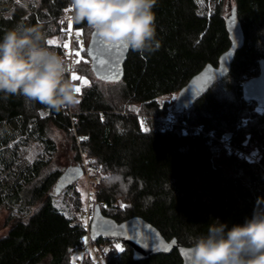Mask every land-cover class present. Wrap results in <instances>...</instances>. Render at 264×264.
I'll list each match as a JSON object with an SVG mask.
<instances>
[{
	"label": "trees",
	"instance_id": "1",
	"mask_svg": "<svg viewBox=\"0 0 264 264\" xmlns=\"http://www.w3.org/2000/svg\"><path fill=\"white\" fill-rule=\"evenodd\" d=\"M224 1L235 10L243 46L229 74L191 107L173 108L171 121L161 119L165 107L158 98L178 92L204 65L216 66L229 46L221 9L213 35L197 43L204 25L188 16L191 1L157 0L153 10L159 47L144 53L129 50L123 77L116 83L95 80L84 68L82 74L94 79L76 94L74 106L55 110L0 94V207L9 213L7 230L0 236V264H70L86 237L82 224L73 223L52 204L57 173L39 180L44 164L35 161L28 173L8 178L16 160L9 145L16 138L32 132L46 153L56 151L46 136L49 125L69 136L64 149L85 154L106 174H120L129 182L120 195L111 187L95 193L101 214L116 222L141 217L166 240L175 238L184 245L187 235L206 232L213 219L229 226L242 223L256 204L264 203V112L258 114L255 104L245 103L240 88L257 75L258 60L264 59V0ZM68 3L9 2L0 10V32L17 23L39 24L52 41ZM74 27L85 42L91 31L83 23ZM48 47L61 55L62 45ZM130 105L138 108L137 114L128 110ZM118 197L127 203L123 211L115 206ZM12 209L20 215H12ZM90 243L96 246L98 241ZM123 249L114 247L104 264H181L176 249L141 261L132 259L128 246ZM80 264L91 261L84 257Z\"/></svg>",
	"mask_w": 264,
	"mask_h": 264
},
{
	"label": "clouds",
	"instance_id": "2",
	"mask_svg": "<svg viewBox=\"0 0 264 264\" xmlns=\"http://www.w3.org/2000/svg\"><path fill=\"white\" fill-rule=\"evenodd\" d=\"M157 0H69L71 20L107 44L138 53L159 47ZM71 63L48 47L41 25L17 23L0 32V94L60 110L77 104ZM260 199V198H258ZM264 201V199H261ZM188 264H264V203L242 223L213 219L206 232L187 235Z\"/></svg>",
	"mask_w": 264,
	"mask_h": 264
},
{
	"label": "water",
	"instance_id": "3",
	"mask_svg": "<svg viewBox=\"0 0 264 264\" xmlns=\"http://www.w3.org/2000/svg\"><path fill=\"white\" fill-rule=\"evenodd\" d=\"M224 26L229 41L228 48L219 55L216 66L204 65L199 73L193 75L177 92L174 104L176 111L191 107L194 101L203 96L214 83L229 74L234 56L244 42L243 32L233 7L228 9ZM85 51L89 59L90 71L95 79L105 83H116L121 80L123 64L129 51L123 42L107 44L95 32L91 31ZM101 61L104 62L101 63ZM240 88L245 103H254L257 108L264 111V59L258 60L257 75L244 81ZM83 173L82 166L78 164L65 167L54 183L53 195H60ZM92 216L88 226L90 241L96 243L101 238L120 241L130 248L134 261L145 260L159 254L166 255L176 249L181 264H188L185 247L175 238L166 240L154 226L141 217H131L116 222L103 216L98 205H94Z\"/></svg>",
	"mask_w": 264,
	"mask_h": 264
},
{
	"label": "rangeland",
	"instance_id": "4",
	"mask_svg": "<svg viewBox=\"0 0 264 264\" xmlns=\"http://www.w3.org/2000/svg\"><path fill=\"white\" fill-rule=\"evenodd\" d=\"M0 10L2 8L8 7L9 2L18 3L20 0H1ZM191 5L188 9V16L191 17L192 21H198L200 24L204 25L203 30L197 37L196 42L202 41L204 36L211 37L214 31L213 21L214 18L218 15V10L221 9V16L225 19V16L228 12V9L232 7V4L226 5V2H220V0H190ZM219 17V16H218ZM220 18V17H219ZM212 29V30H211ZM90 33L87 34V39L84 42L83 40L77 41L76 48L74 53L77 51L80 52L79 56H76V62L79 63L77 66V77H82L86 84H83L81 80H76L75 83L80 88L87 86L94 79L89 73L90 77L84 76L82 73L90 70L89 59L86 57V45L88 43ZM56 39V38H55ZM53 40V43L62 45L59 41ZM65 44V43H64ZM74 47V46H73ZM80 61V62H79ZM85 68V71H84ZM74 74V73H73ZM97 80V79H95ZM74 81V80H73ZM177 92L171 93L163 98H158L157 102L160 106L165 107L163 116L161 119L163 121L172 120V111L176 101ZM249 104V103H248ZM251 104V103H250ZM254 104V103H253ZM256 107V106H255ZM128 110L133 113H138V108L135 106H129ZM254 111L258 114H262L264 111L259 108H254ZM42 116V114L40 113ZM141 129L146 131L147 127L145 124H142ZM184 133V131H183ZM46 136L50 139L53 144L56 146V151L54 153L48 154L45 152L43 145L39 142L35 133L28 132L23 137H18L11 142L9 145L10 149L16 154V160L10 167V174L8 178H16L21 173H28L30 171L31 165L33 162L38 161L44 164L40 175L39 180L44 179L51 173H57L58 175L62 170L68 165H77L80 163L82 169L84 170L83 175L73 184L72 188L65 189L58 196L52 197V204L54 207L65 217H68L73 223H80L86 230V237L82 242V250L74 251L71 258L70 264H80L84 257L90 259L91 264H104V259H97L95 257V245H92L88 238V226H89V217L88 213L93 211L94 205H96L95 193L99 188L110 189V187L118 193V195L126 192L129 185L128 181H124L120 174H111L103 172L101 169L97 168L93 163L86 158L85 154H77L72 150L64 149L70 142L69 136L64 132L56 130L54 127L49 125L46 129ZM111 174V175H110ZM7 178V179H8ZM123 205V207H121ZM117 209L123 211L127 208V203L123 202L121 197L117 198L115 203ZM12 215H20L16 209H12ZM8 210L4 207H0V236L5 234L6 228V218L8 216ZM86 240L88 241L86 243ZM121 244L125 246L120 241L114 240L109 242L108 253L111 250H114L115 245ZM107 253V254H108Z\"/></svg>",
	"mask_w": 264,
	"mask_h": 264
},
{
	"label": "built area",
	"instance_id": "5",
	"mask_svg": "<svg viewBox=\"0 0 264 264\" xmlns=\"http://www.w3.org/2000/svg\"><path fill=\"white\" fill-rule=\"evenodd\" d=\"M71 19L70 16V11L68 9L65 11L61 21H60V27H59V32L56 35V40L59 41L62 44V50H61V55L64 56L72 65L71 69V76L74 73V67H75V60H76V55L74 53V50L76 48L77 41L83 40L82 33L80 31V35H76L77 29L74 27V23L72 22V27L69 29L68 27V20ZM72 21V20H71ZM64 43L68 44V48L65 49L63 47ZM74 46V47H73ZM92 212H89L87 215L89 217V220L91 219ZM90 222V221H89ZM87 240H88V233H87ZM86 240V243L88 242ZM114 241V239L110 238H101L98 240L97 245L95 246V257L99 260L104 259L107 256V251L109 249V242ZM82 245H79L75 251L82 250Z\"/></svg>",
	"mask_w": 264,
	"mask_h": 264
},
{
	"label": "snow or ice",
	"instance_id": "6",
	"mask_svg": "<svg viewBox=\"0 0 264 264\" xmlns=\"http://www.w3.org/2000/svg\"><path fill=\"white\" fill-rule=\"evenodd\" d=\"M68 11H70V9H68ZM68 27H69V29H71V27H72V21H71V19H69L68 20ZM76 35L77 36H79L80 35V31H79V29H77V31H76ZM48 43L49 44H52L53 43V41H48ZM63 47L65 48V49H67L69 46H68V44L67 43H65L64 45H63ZM75 55L76 56H79L80 55V52L79 51H77L76 53H75ZM104 61H101V63H103ZM71 79L72 80H81V82L83 83V84H86L87 82L86 81H84L83 80V78L82 77H77L75 74H73L72 76H71ZM80 91H81V88L79 87V86H75L74 87V92L76 93V94H79L80 93ZM77 103H78V101H77ZM121 207H123V205H121ZM173 243H175L174 241H173ZM115 248H116V250L117 251H119V252H123V246L121 245V244H117V245H115Z\"/></svg>",
	"mask_w": 264,
	"mask_h": 264
}]
</instances>
